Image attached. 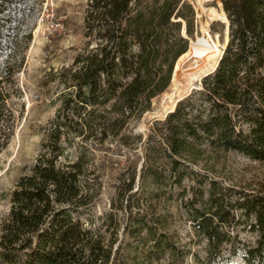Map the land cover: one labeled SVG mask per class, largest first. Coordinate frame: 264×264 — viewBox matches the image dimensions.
<instances>
[{"label": "trees", "instance_id": "obj_1", "mask_svg": "<svg viewBox=\"0 0 264 264\" xmlns=\"http://www.w3.org/2000/svg\"><path fill=\"white\" fill-rule=\"evenodd\" d=\"M219 1L228 40L218 63L148 135L147 144L161 148L159 155L144 151L143 173L155 181L164 175L160 159H167L180 183L179 165L202 146L264 161V0ZM194 26L189 0H88L86 43L61 70V104L40 153L9 193L0 264H113V240L87 215L92 195L83 156L71 158V149L112 140L149 110L170 85ZM7 78H0L1 148L11 119ZM133 181L132 175L126 191ZM206 193L200 205L189 201L191 228L206 241L205 258L194 255V264H232L236 256L264 264V182L248 190L211 179Z\"/></svg>", "mask_w": 264, "mask_h": 264}, {"label": "rangeland", "instance_id": "obj_2", "mask_svg": "<svg viewBox=\"0 0 264 264\" xmlns=\"http://www.w3.org/2000/svg\"><path fill=\"white\" fill-rule=\"evenodd\" d=\"M189 1L195 10V26L186 51L200 37L223 51L227 24L221 17L220 1ZM87 2L0 0V78L8 76L11 114L9 129H5L8 139L0 147V223L9 208L11 189L40 153L46 125L61 104L66 91L61 70L86 43ZM194 58L187 54L176 60L168 88L118 136L103 143L88 141L83 147L75 144L71 149V158L78 153L83 156L84 178L92 195L87 215L94 227L113 240V264H194V255L204 259L206 241L191 228L189 201L195 198L200 205L211 179L248 190L264 182V161L206 146L195 152L193 161L179 165L185 171L180 183L170 177L167 159H160L157 166L163 177L155 181L143 173L144 151L160 154L158 144L148 145L147 139L156 123L174 109L177 102L172 106L171 99L180 100L199 89L201 78L214 69L212 60ZM132 175V188L126 191ZM231 262L243 264L239 256Z\"/></svg>", "mask_w": 264, "mask_h": 264}, {"label": "bare ground", "instance_id": "obj_3", "mask_svg": "<svg viewBox=\"0 0 264 264\" xmlns=\"http://www.w3.org/2000/svg\"><path fill=\"white\" fill-rule=\"evenodd\" d=\"M224 12H222V20L225 21V23L227 24V19L225 17V14H223ZM228 38H227V30H225V38H224V42L222 44V48L225 46L226 42H227ZM213 46L215 48H213ZM210 45L208 40L205 37H200L197 38L196 43H191L190 44V48L188 51H186L184 54H182L179 59H181L183 56L189 54L190 56L193 57H198V58H206L207 60H212V65L213 68H215L217 61L222 53V50L217 48V46L215 44ZM215 51V52H214ZM187 57V56H186ZM194 58V59H195ZM178 59V61H179ZM195 65V64H194ZM209 66V65H208ZM176 68H178V63L176 64ZM210 71V69H209ZM192 75V74H191ZM195 74H193L194 76ZM190 76V75H189ZM196 76V75H195ZM196 78V77H195ZM199 79V78H198ZM192 85V84H191ZM177 97L171 99L172 101V106H174V104L176 103ZM172 110V109H171Z\"/></svg>", "mask_w": 264, "mask_h": 264}, {"label": "water", "instance_id": "obj_4", "mask_svg": "<svg viewBox=\"0 0 264 264\" xmlns=\"http://www.w3.org/2000/svg\"><path fill=\"white\" fill-rule=\"evenodd\" d=\"M226 17V16H225ZM227 19V18H226ZM226 30H227V38H228V22H227V26H226ZM226 45V44H225ZM225 47V46H224ZM224 47H223V49H224ZM223 52V51H222ZM222 54V53H221ZM220 57H221V55H220ZM220 57H219V59H220ZM219 59H218V61H219ZM218 61H217V63H218ZM178 101V100H177ZM176 101V102H177ZM170 112V111H169Z\"/></svg>", "mask_w": 264, "mask_h": 264}]
</instances>
